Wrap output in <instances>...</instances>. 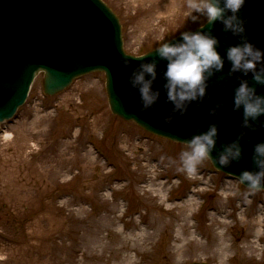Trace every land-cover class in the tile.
<instances>
[{"label": "rangeland", "instance_id": "obj_1", "mask_svg": "<svg viewBox=\"0 0 264 264\" xmlns=\"http://www.w3.org/2000/svg\"><path fill=\"white\" fill-rule=\"evenodd\" d=\"M104 1L121 20L129 54L153 51L198 27L189 0ZM104 75L82 76L48 97L40 74L24 106L0 124V264H250L242 249L249 228L240 212L252 203L250 216L264 218V190L243 187L209 160L191 175L182 170L186 144L114 116ZM163 183L173 205L194 200L201 245L175 247L181 221L162 225L157 237L141 233L149 215L160 213L148 200L161 204L156 189ZM143 212L148 216L140 218ZM222 234L233 250L220 249Z\"/></svg>", "mask_w": 264, "mask_h": 264}, {"label": "water", "instance_id": "obj_2", "mask_svg": "<svg viewBox=\"0 0 264 264\" xmlns=\"http://www.w3.org/2000/svg\"><path fill=\"white\" fill-rule=\"evenodd\" d=\"M113 13L102 0H0V122L11 119L25 103L31 84L40 72L45 73V93L55 95L69 87L75 78L102 71L106 73L109 104L115 115L178 142L218 121L220 137L216 152L225 140L234 139L242 119L241 113L232 111L233 88L239 83L235 77L230 78L228 87L212 85L211 99L205 106L197 108L194 103L187 115H177L172 125H166L164 117L172 105L164 94L161 75L155 85L162 91L159 103L147 112L139 110V94L128 95L130 68L121 63V57L126 54L122 26ZM242 15L251 17L248 24L251 39L264 48V0H248ZM213 32L220 38L222 53L238 42L231 33L223 31L219 22ZM149 53L144 59L156 56L155 51ZM140 62L133 60L131 67ZM166 64V60H160L161 73ZM229 68L226 64L225 71ZM258 90L264 93V86H258ZM217 99H223L227 107L219 117H213L208 108ZM249 135L251 140L245 138L244 157L240 162L221 168L212 161L214 166L237 177L241 169L253 168V144L264 140V131Z\"/></svg>", "mask_w": 264, "mask_h": 264}, {"label": "clouds", "instance_id": "obj_3", "mask_svg": "<svg viewBox=\"0 0 264 264\" xmlns=\"http://www.w3.org/2000/svg\"><path fill=\"white\" fill-rule=\"evenodd\" d=\"M247 3L248 0H189L191 22L198 25L195 30H181L175 38L165 39L154 49L156 56L151 60L127 54L121 57L123 66L130 68L128 95L139 94L141 112L159 103L162 91L155 85L162 75L164 94L172 105L164 117L166 125H172L177 115H187L194 103L197 108L205 106L211 99L212 85L228 87L232 77L239 81L232 96V111L242 115L239 132L234 139L225 140L218 152V121L189 136L184 141L186 148L180 153V161L182 170L190 175L209 159L221 168L240 162L244 157L245 138L251 140L250 133L264 131V93L258 90V86H264V48L251 39L248 30L251 17L242 15ZM217 22L224 32L238 39L224 53L220 51L219 36L213 32ZM133 60L141 62L131 67ZM160 60L167 61L162 73L158 70ZM226 64L230 65L227 71ZM226 107L223 99H217L208 108L209 115L219 117ZM251 155L254 167L241 169L238 179L250 190H258L264 188V140L253 144Z\"/></svg>", "mask_w": 264, "mask_h": 264}, {"label": "bare ground", "instance_id": "obj_4", "mask_svg": "<svg viewBox=\"0 0 264 264\" xmlns=\"http://www.w3.org/2000/svg\"><path fill=\"white\" fill-rule=\"evenodd\" d=\"M12 141V135L11 133H6L3 136V142L7 143L8 141ZM162 174V173H161ZM160 173L157 174V178L151 181L152 186H156L157 184L155 181L160 178ZM142 180V177L137 178L136 185ZM167 185L166 183H163L160 185L159 189H156L159 191L160 195L162 196V202L161 204H151V199L149 198L148 203H150V207L152 211L158 210L160 213L157 215H149L150 221H152L149 226L145 227L141 233L144 235L149 234L148 236L151 237H157V233L160 230V227L162 225H169L174 226L176 224V221H181L182 223L179 225V231L177 233L175 242L177 243L176 248L181 250V247L187 248L191 245V242H195L198 245H201V241H199L196 237L198 234V230L196 229L195 224L193 223V217L195 216L194 212L190 208V203H192L194 200H188V202L183 201V203H179L177 205L172 204L171 197H165L163 188ZM158 197V196H155ZM171 204H170V203ZM168 203V204H167ZM262 205H264V202H260ZM165 205V206H164ZM170 205V206H169ZM168 206V207H167ZM254 205L252 203L249 205L247 209H245L243 212H240V219L243 221V223L246 224V228L249 229L246 232V235L244 236V240L246 243V247L242 248L243 253L246 255V257L249 259L248 261L251 262L250 264H264V218L261 216L255 217L250 216L251 208H253ZM163 207V209H161ZM162 210V211H161ZM170 214V215H169ZM217 216L220 215V213H215ZM169 215V220L165 221L166 216ZM148 216L147 212H143L140 214V218ZM226 218V217H225ZM223 218V219H225ZM214 219H216V216H214ZM193 223V224H192ZM137 227V225H136ZM255 228V230L252 232L250 228ZM152 229L153 232H150ZM194 237L193 240H191ZM220 249L222 251H230L234 249V246L231 244H228V240L224 234L220 235ZM180 243H183V245L180 247ZM212 243V242H211ZM209 246V245H208ZM135 249V248H134ZM210 248L208 247L206 251H209ZM261 251L259 257H255L254 253Z\"/></svg>", "mask_w": 264, "mask_h": 264}]
</instances>
